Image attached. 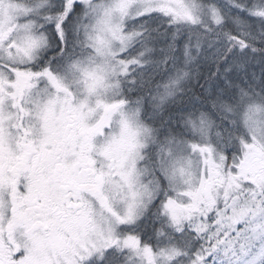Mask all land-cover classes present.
Returning <instances> with one entry per match:
<instances>
[{"label":"snow or ice","instance_id":"6c2138e0","mask_svg":"<svg viewBox=\"0 0 264 264\" xmlns=\"http://www.w3.org/2000/svg\"><path fill=\"white\" fill-rule=\"evenodd\" d=\"M0 264H264V0H0Z\"/></svg>","mask_w":264,"mask_h":264}]
</instances>
